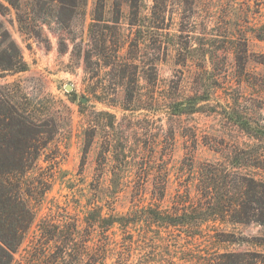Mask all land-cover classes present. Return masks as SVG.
<instances>
[{"label": "rangeland", "instance_id": "1", "mask_svg": "<svg viewBox=\"0 0 264 264\" xmlns=\"http://www.w3.org/2000/svg\"><path fill=\"white\" fill-rule=\"evenodd\" d=\"M19 1L17 10L0 0V42L14 41L27 69L0 71V91L54 117L57 132L28 173L49 177L50 189L31 199L36 220L12 264H93L105 241L123 248L126 264H264V224L256 222L195 231L145 220L107 232L91 225L96 208L106 216L174 212L178 189L195 194L181 177L241 148L264 165V134L236 124L241 115L264 127V0H138L137 16L134 0H105L99 11L98 0H85L61 12L49 0ZM241 170L264 180V167ZM160 173L167 196L156 200Z\"/></svg>", "mask_w": 264, "mask_h": 264}, {"label": "trees", "instance_id": "2", "mask_svg": "<svg viewBox=\"0 0 264 264\" xmlns=\"http://www.w3.org/2000/svg\"><path fill=\"white\" fill-rule=\"evenodd\" d=\"M7 1L17 10L21 8L19 0ZM49 1L50 6L53 3L58 6V12L80 10L85 4V0ZM104 3L105 0H98L96 5L98 11ZM131 7V13L137 16L138 0H134ZM99 16L100 14L95 19L102 20ZM19 20L22 24L25 22L22 17H19ZM2 31L4 33L0 21V32ZM258 38H264V33H260ZM26 69L27 63L20 55L15 42H0V71ZM181 111L182 109L178 110V112ZM237 118L236 124L250 136L260 139L261 134H264L263 126L253 125L241 115ZM56 132L57 121L54 117L37 115L35 111L16 101L9 91H0V264L13 263L15 253L36 220L37 215L30 204L31 199L40 200V197H43L50 189L49 177L36 175L28 179V173L38 164ZM240 152L242 154L238 153L236 156H231L232 159L222 162L204 161L197 166L190 178L181 177L180 180L185 182L192 179L195 194L190 192L187 184L184 190L178 189L172 199L174 212L157 209L146 215L136 208L124 214L111 213L106 216L102 210L96 208L95 222L91 225L102 227V230L107 232L116 224L127 228L139 220L153 222L151 224L158 223L159 227L175 226L186 230L193 229V231L198 230L204 223L264 224V180L241 170L242 165L246 163L264 167L263 161L260 156L245 155V148H241ZM168 180L166 173L154 176L155 185L151 191L153 199L166 198ZM113 187V194H116L118 184H114ZM139 191V189L135 191L136 194H139ZM96 207H99V204H96ZM42 223L46 224L45 221ZM54 238H50L48 242ZM133 243L132 241L130 244L131 248H134ZM164 244L162 243V246ZM122 249L110 248L108 241L98 243L91 255L93 264H108L110 250H114L115 264H126L128 255ZM137 254L136 257L139 260L144 257L141 253ZM172 261L169 259L168 262ZM134 264L141 263L135 261Z\"/></svg>", "mask_w": 264, "mask_h": 264}, {"label": "water", "instance_id": "3", "mask_svg": "<svg viewBox=\"0 0 264 264\" xmlns=\"http://www.w3.org/2000/svg\"><path fill=\"white\" fill-rule=\"evenodd\" d=\"M66 89L68 91H71L73 89V85L72 84H67ZM83 101L85 102L86 101V98H83Z\"/></svg>", "mask_w": 264, "mask_h": 264}]
</instances>
